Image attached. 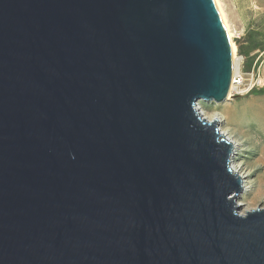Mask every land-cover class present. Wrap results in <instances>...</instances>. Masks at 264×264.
I'll return each instance as SVG.
<instances>
[{"label": "water", "instance_id": "1", "mask_svg": "<svg viewBox=\"0 0 264 264\" xmlns=\"http://www.w3.org/2000/svg\"><path fill=\"white\" fill-rule=\"evenodd\" d=\"M211 0H0V264H264Z\"/></svg>", "mask_w": 264, "mask_h": 264}, {"label": "rangeland", "instance_id": "2", "mask_svg": "<svg viewBox=\"0 0 264 264\" xmlns=\"http://www.w3.org/2000/svg\"><path fill=\"white\" fill-rule=\"evenodd\" d=\"M220 2L233 28L236 53L242 56L239 87L247 90L221 103L199 101L198 106L205 113L223 116L222 126L241 143L235 161L248 172V187L235 203L264 208V0Z\"/></svg>", "mask_w": 264, "mask_h": 264}, {"label": "bare ground", "instance_id": "3", "mask_svg": "<svg viewBox=\"0 0 264 264\" xmlns=\"http://www.w3.org/2000/svg\"><path fill=\"white\" fill-rule=\"evenodd\" d=\"M214 12L217 18V22L220 28L224 50H225V56H226V79L224 88L222 91L221 96L217 100H211L206 102H214V103H221L225 100L230 99L231 96H233L234 93H241L245 92L247 89H241L239 85L237 84L238 81L241 79V62H242V56L238 55L236 53V46L234 43V34H233V28L230 25L229 19L227 18L226 12L223 10V6L220 2V0H211ZM199 101H204L202 99H199L195 105V109L198 112V115L205 119L206 121H215V125L218 128V132L221 134L224 140L228 141L231 144V154H230V162L229 166L232 173H235L237 176L241 179V190L237 194L244 193L247 191V180L246 176L248 175V172L243 170V166L241 163L235 161V157L239 150L241 149V143L238 140L237 137L230 134L227 128L222 126V123L224 121V117L221 116L219 113L212 112V113H205L199 108ZM247 170V169H246ZM236 195V196H237ZM235 196V197H236ZM236 206L238 208H242L240 212L238 213L239 216H246L247 212H251L255 209H264L261 206L255 207H247L245 206L244 202H236Z\"/></svg>", "mask_w": 264, "mask_h": 264}, {"label": "trees", "instance_id": "4", "mask_svg": "<svg viewBox=\"0 0 264 264\" xmlns=\"http://www.w3.org/2000/svg\"><path fill=\"white\" fill-rule=\"evenodd\" d=\"M236 47H237V45H236ZM245 68H246L247 70H249V69H250V65L245 66Z\"/></svg>", "mask_w": 264, "mask_h": 264}, {"label": "built area", "instance_id": "5", "mask_svg": "<svg viewBox=\"0 0 264 264\" xmlns=\"http://www.w3.org/2000/svg\"><path fill=\"white\" fill-rule=\"evenodd\" d=\"M238 85L240 84V81H238V83H237Z\"/></svg>", "mask_w": 264, "mask_h": 264}]
</instances>
